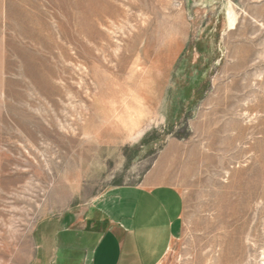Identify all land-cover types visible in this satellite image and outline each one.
<instances>
[{"label": "rangeland", "instance_id": "374dc122", "mask_svg": "<svg viewBox=\"0 0 264 264\" xmlns=\"http://www.w3.org/2000/svg\"><path fill=\"white\" fill-rule=\"evenodd\" d=\"M157 183L184 202L159 264H264V0H0V264Z\"/></svg>", "mask_w": 264, "mask_h": 264}, {"label": "crops", "instance_id": "0c3cea01", "mask_svg": "<svg viewBox=\"0 0 264 264\" xmlns=\"http://www.w3.org/2000/svg\"><path fill=\"white\" fill-rule=\"evenodd\" d=\"M179 189L113 188L82 212L41 222L29 264H159L182 230Z\"/></svg>", "mask_w": 264, "mask_h": 264}]
</instances>
